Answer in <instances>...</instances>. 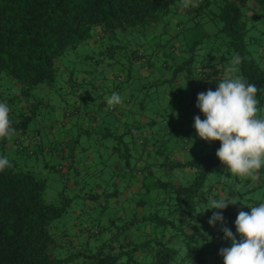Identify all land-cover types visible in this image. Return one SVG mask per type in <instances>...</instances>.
Masks as SVG:
<instances>
[{
    "label": "trees",
    "instance_id": "1",
    "mask_svg": "<svg viewBox=\"0 0 264 264\" xmlns=\"http://www.w3.org/2000/svg\"><path fill=\"white\" fill-rule=\"evenodd\" d=\"M193 2L198 6L184 8L183 0H0V102L8 104L9 118L15 129L10 138L13 146L7 137L0 138V156H7L10 161V166L0 172V264H223L219 250L228 248L225 246L231 242L215 231L204 234L209 226L208 213L221 212L227 218L228 225L223 223L224 226L235 233L234 222L240 211H235L232 205L223 210L204 211L198 204L189 202L198 198L207 203L206 208L210 206V200H204L211 188L205 187L207 174L213 167L225 169L215 155L219 141L208 142L206 152L191 153L183 162H175L169 153L160 152L165 143L151 142L155 148L149 153H153L152 156L163 154L160 161L154 157L160 167L193 169L188 182L154 179L153 185L164 193L154 198L149 196L153 187L148 184L149 176L145 172H135L144 182L141 187L128 191L129 195L126 194L129 187L120 184L119 175L123 178L131 169L130 137L121 140V135L98 134L101 140L95 142L105 147L104 158H112L107 166L104 160L97 162L92 157L94 149L90 150L89 146L75 150L77 145L85 143L80 141L82 135L78 132L67 139L71 141L68 154L64 155L61 148L60 153L56 150L60 163L55 167L48 164L46 157L53 152L51 146L45 145L44 150L38 144L39 139L34 148L26 138L29 123L36 119L37 109L42 105L41 98L33 94L37 86L46 84L62 93L66 88L65 94L75 87L78 102L91 103L96 99L103 104L102 95L93 96L85 78L76 79L79 72L89 71L87 67L82 69L86 66L78 55L82 53L84 62L104 64L100 74L97 73L101 79L104 71L123 74V86L131 91V100L138 96L143 108L150 99L156 100L158 96L162 99L166 93L169 100L163 105L157 102L158 111L163 110L158 114L164 112L171 117L185 115V111L196 104L198 93L212 89L206 79L226 72L233 55L238 54L242 57L239 74L261 90L257 93L258 107H261L264 104V49L258 47L254 55L249 47L257 42L255 36H264V0ZM178 9L186 14L180 20L186 27L197 26L201 21L198 18L204 14L208 19L218 20L219 29L205 32L188 43L182 41L178 49L162 41L159 46L166 54L158 60L156 69V78L162 80L158 84L152 80L142 84L138 79L144 77L134 76L131 66L136 62L141 71L150 72L155 52L141 49L144 42L139 35L155 24H168ZM60 60H63L62 65L58 63ZM166 69L168 73L163 72ZM143 92H150L147 102L140 98ZM87 94H90L89 99L85 98ZM145 126L151 127V124ZM38 130L36 126L28 131H36V134ZM88 130L81 129L86 135L82 136L84 141L89 137ZM183 132H195V129L191 125ZM187 143L188 140L181 143L182 151L192 149ZM173 146L168 147L171 150ZM38 154L42 168L47 172L56 171L60 182L66 183L61 185L59 202L46 201L43 197L46 179L34 170ZM89 156L92 163L88 164ZM31 159L35 161L34 166ZM114 162L121 166L119 173L117 165H111ZM104 166L107 179L101 181L97 172ZM263 174L264 167L258 172L260 179L255 187L264 188ZM71 179L74 184L70 187L75 190L89 185L83 195L79 190L83 204L76 211L74 208L79 221L72 231L65 229L61 222L62 214L67 213L70 206L64 188ZM244 192H238V197L242 199ZM239 198L236 202H240ZM86 199L97 214L104 213L102 225L88 217L80 221L91 208L85 203ZM248 200L254 203L252 206L261 202L258 198ZM243 203L247 206L249 202ZM145 206H149L145 212L135 210ZM155 229L159 236H154Z\"/></svg>",
    "mask_w": 264,
    "mask_h": 264
},
{
    "label": "clouds",
    "instance_id": "2",
    "mask_svg": "<svg viewBox=\"0 0 264 264\" xmlns=\"http://www.w3.org/2000/svg\"><path fill=\"white\" fill-rule=\"evenodd\" d=\"M196 6L193 0H183L184 8ZM241 62L240 55H233L215 91L209 88L197 94L195 107L205 118L201 120L199 115L195 116L192 127L200 140L220 142L215 155L227 173L256 180L259 170L264 167V117L258 116L261 109L257 98L261 90L239 74ZM106 102L111 108L124 101L118 92H113ZM9 113L8 104L0 102V138L15 131ZM9 166L8 157L0 156V172ZM236 203L225 197L214 198L205 210H223ZM249 208L250 212L238 213L234 222L235 233L223 226L221 212H213L208 220L209 226H216L219 222L223 238L231 242L230 247L219 250L223 264H264V202Z\"/></svg>",
    "mask_w": 264,
    "mask_h": 264
},
{
    "label": "rangeland",
    "instance_id": "3",
    "mask_svg": "<svg viewBox=\"0 0 264 264\" xmlns=\"http://www.w3.org/2000/svg\"><path fill=\"white\" fill-rule=\"evenodd\" d=\"M215 9V8H214ZM212 8V10H214ZM215 11V10H214ZM198 20H201L200 22H198L199 24L195 27H191L187 30H185V27L183 28L182 32L184 33L185 38H187L188 41H192L197 37L202 36L203 33H211V32H215L216 30L219 29L220 23L218 22V20L216 19H208L205 17V15H201V17L198 18ZM182 32H180L179 36L181 37L183 34ZM183 35V36H184ZM200 35V36H199ZM257 39V42H255V45H251L249 47L250 51L256 55L257 49L258 47L261 48V50L264 49V36H255ZM192 38V39H191ZM179 44H182L179 42ZM201 52V51H200ZM198 52V53H200ZM85 65L88 66L89 70H92V72H97L100 74V72L102 71V66L100 64V62L98 63H94V62H90V61H86ZM87 69V68H86ZM131 71L132 73L134 72H138L139 76H140V68L136 65H132L131 66ZM169 69L163 70L164 73H168ZM105 73V71H104ZM107 73V72H106ZM138 80H140V83H144L145 80L144 78H139ZM137 80V81H138ZM66 89V88H65ZM65 89L62 92L51 88L50 86H47L46 84H42L40 86H37L34 90H33V94L38 97L41 98L42 100V105L37 109L38 110V114L36 116V119H32L29 123V128L28 130H33L35 129L36 126H38V132L35 134L36 131H26V138L29 141L30 144H33L32 147L35 148V144L38 143V140H41V146H43V149H46L45 145H50L51 146V150L53 151L52 154H47L46 157L48 158V164L55 167L57 165V163H60L58 161L57 158V154L60 153L59 149H63V153L64 155L68 154V151L70 150V144L71 141L67 139H71L73 138L78 132L83 136L86 137L85 133H83V131H81V129L86 128L85 125H82L83 122L79 121L78 124L76 126L77 130H76V126L73 127V130L69 129V126L67 125V127L65 128V124L66 123H71L73 122L75 119V114H73V110L72 107L75 105L74 102H76L77 104H80V112H83L85 110H93L90 102L87 101L86 103H82V102H78V101H74L72 99V97H69V94H65ZM154 91V90H153ZM141 92V91H140ZM161 93V92H160ZM8 94H6L7 96ZM105 98H108L109 96H107L105 93L103 95ZM80 96H77V98H79ZM148 97L151 98L150 92L146 93L143 92L140 94V98H144L146 99V102L148 100ZM96 100V99H95ZM154 99H150V101H152ZM96 102V101H95ZM94 102V103H95ZM163 105V99L160 102ZM65 104H69L66 107H62ZM151 104L147 103L145 104V112L149 109V106ZM156 105V104H155ZM260 108V107H259ZM261 111L258 112V115H264V107L261 106ZM163 110L158 111V113L162 112ZM168 112V111H167ZM62 114H67L66 116L62 115ZM108 115V114H107ZM78 116V115H77ZM76 116V117H77ZM171 116L169 115H165V113H161V115L157 116V122H156V126H159V128H161L162 130H164V132H160L158 133L159 136H157V138H155V141H149L150 142V146L151 148H155V146H153L151 144V142H155V144H160L162 145V143H165L166 145H162L160 152L165 153L167 152V154L172 152V151H182V144L184 142V140H188L187 145H189V147H192L191 150H184L183 154L185 156H189L191 153L195 154V152H201V150H203L204 152H206L208 149L207 147V143L203 140H200L197 136L195 132H183L182 134H177L175 133L173 130L170 133H167L169 127L171 126V123L173 122V120H170ZM64 119H66V123H64ZM100 119V117H99ZM105 119H107V116H105ZM109 119V118H108ZM107 119V120H108ZM180 120V119H179ZM76 121V120H75ZM38 122V124L36 123ZM183 123V127H187L186 124H184L183 121H181ZM61 123V124H58ZM99 124V121H98ZM105 125V128L108 127L110 129V126L107 125V123H104L103 126ZM115 126V125H113ZM81 127V129L79 128ZM99 127V126H98ZM105 128L101 127V130H104ZM159 128H155V130L159 129ZM100 130V129H99ZM117 130L116 135H121V140H126L129 137L136 139L139 136L138 132L140 131V128H137L136 130H131L128 132V130L122 131L121 127L116 126L115 132ZM89 137L86 141H84V138L79 137L81 142H85L82 145H77L75 148V150L77 151V149H80L81 146H89V149L93 150V154L92 157L97 161L98 159H102L105 161L106 165H110L112 158H104L105 156V147H102L98 145V142L100 139V136L98 134H101L103 132L98 131V129L96 128L95 132H97V134L94 132L93 128H89ZM65 132V135H64ZM162 133V134H161ZM96 135V136H95ZM9 140V142L11 143V145L13 146V133L10 134L7 137ZM107 140V139H106ZM96 141V142H95ZM109 143H112L111 140L109 141ZM108 143V144H109ZM107 144V143H106ZM174 144V146H173ZM98 145V146H97ZM103 145V144H102ZM172 145V149L170 150V148L168 146ZM56 150L58 153H56ZM97 151L98 154H96L95 152ZM152 151V150H151ZM75 153V152H74ZM95 153V154H94ZM44 156L45 153L43 152ZM77 154V153H76ZM153 155V153H150L151 157ZM163 154H160L158 156H152L157 157V160H161L162 158H160ZM37 161L38 164L36 166H34V159L32 160V166H34V170H36L37 173H39V176L44 177L46 179V187L43 193V197L46 201H52V202H59V193L62 189L61 185L66 184L65 182L62 181V183L60 182V180L58 179V174L56 171L52 170L50 172H47L46 168H42L41 166V156L38 154L37 156ZM65 158V156H64ZM79 160V158H77ZM61 161V160H60ZM66 161V159H65ZM95 161V162H96ZM98 162V161H97ZM63 165V164H62ZM113 165V164H111ZM129 165L131 168H133V161L130 160L129 161ZM160 165L157 166V169L160 171ZM113 167V166H112ZM107 167L104 166L102 168V172H101V176L99 177L101 179V181H105L107 179V171H106ZM175 172H178L176 169H174ZM117 173H119V171H117ZM156 177L154 179H159L162 181H166L167 180V176L163 175L162 173H160L159 175H155ZM178 176H181V173H178ZM262 178H264V174L261 175ZM119 178L120 175H119ZM138 176L136 175L135 179H137ZM181 180L182 182H186L185 181V176H181ZM134 179V178H133ZM149 179V178H148ZM150 179L152 180L153 177H150ZM251 179V178H248ZM248 179H243V178H238V177H234L231 174L227 173L225 171V169H222L220 167H213L209 173L207 174V179L205 181V187H211L210 188V193L211 194H215L217 195L218 199L223 197L224 194H227L228 192H230V190L227 189H231V187L236 188V190H239V187L243 188V190H245V192L243 193V197L241 200L243 201H248L249 198H258L261 202H264V188L263 187H254L255 185L251 182V185L248 186L250 187L249 190L244 189L245 185L244 182L245 180ZM260 178L257 176L256 181H258ZM71 185H67V187L64 188V191L66 192L67 197L70 198V206L67 208V213H63L61 216V222L62 225L64 226L65 229L67 230H73L75 227L74 225L77 224L78 220V216L75 215V211L78 210L80 207H82L83 201L81 199V197L78 196L79 190H82L81 194L83 195V191H88L89 185L82 187L81 189H77L75 190L74 188L70 187ZM150 187H153L150 189V193L149 196H152L154 198H160L164 193L162 192L161 189L157 188L155 185H150ZM222 187H224V190L222 189ZM252 187H254L252 189ZM101 189L107 188V187H100ZM216 189V190H215ZM80 194V195H81ZM85 196V195H84ZM90 200L86 199L85 203H89ZM190 203H196L198 204V206H200L203 210H205L206 208V202L203 200H200L198 198H193L189 200ZM90 205V210L85 213L80 219V221L85 220L87 217V219L92 220L94 219V222L96 223V221L98 220V222H100V224H103V221L105 219L104 213L97 214V210L95 209V207L93 206V204L89 203ZM88 205V206H89ZM75 208V211H74ZM141 207L135 208V210L138 211H142L145 212L147 209H149V206L147 208V206L143 207L142 209H140ZM206 211V210H205ZM98 215V216H97ZM212 214L208 213V219L207 222L209 220V218L211 217ZM97 217V218H96ZM224 217V216H223ZM225 221L224 223H227V218L226 216L224 217ZM94 223V224H95ZM219 222L216 224L217 226H219ZM78 227V224L77 226Z\"/></svg>",
    "mask_w": 264,
    "mask_h": 264
},
{
    "label": "crops",
    "instance_id": "4",
    "mask_svg": "<svg viewBox=\"0 0 264 264\" xmlns=\"http://www.w3.org/2000/svg\"><path fill=\"white\" fill-rule=\"evenodd\" d=\"M186 14H184L181 10H177V13L175 14V16L170 17L169 18V22L168 24H155L153 25L151 28H148L143 34V35H139L142 36L140 37L142 39V43L144 42V44L142 45L143 50H145L147 53L148 52H152L154 51V57L153 58V62H152V66L150 68V72L145 73L143 71L140 70V74L142 77H144L145 82L146 81H150L152 80L155 84L160 83V81L162 80L161 77H157V73H156V69L158 67V60L160 61V59L163 58V56L166 54V50H164V48H160L159 44H161L162 41H164L165 45L167 46H171L174 49H178L179 46H181L180 43H182V41L184 42H190L187 40V38H185L186 35H184V33L182 32L183 28L185 27V30L189 29L188 27H186L185 23H180V20L183 16H185ZM178 27V28H177ZM187 28V29H186ZM180 32H182L181 37L179 36ZM204 34V33H203ZM202 34V35H203ZM200 36V35H199ZM192 39V38H191ZM196 39V38H195ZM131 49H134V46L131 45L130 47ZM166 48V47H165ZM142 50V51H143ZM200 52V51H199ZM83 54V53H82ZM82 54L80 57V61H82V63H85L83 61L82 58ZM201 55V52L199 53L198 56ZM202 61H206V58H202ZM63 60H60L58 63L60 65H62ZM135 65L139 66L136 62H134ZM203 66H205V64H203ZM207 66V65H206ZM63 67V66H62ZM84 67L88 68V66H83L82 69H84ZM65 69L69 68V67H64ZM140 68V67H139ZM102 69V68H101ZM223 73H225V71H221V73H219L218 75H221ZM104 73V72H103ZM134 76L138 75V72H134L133 73ZM215 76V77H209L206 79V84L210 85L212 87V90L215 91L216 87H217V83L219 82V80L223 77V76ZM81 78H85V80L87 81L86 87L90 88L93 92V96H97L99 97L100 95H102V102L103 104H99V100H95L94 102H91L89 105L93 106L92 109L93 110H85L83 112H80V104H77L76 102L75 105L72 107L73 110V114H75V120L71 123H66V119H64V123L65 124V128L67 127V125L69 126L70 130H73V127L76 126L78 124L79 121L83 122L82 125H85L86 128H93L94 131L96 130V128L98 129L99 133L100 131L103 133H111V134H116L117 130L115 132L116 126L121 127L122 131L128 130H134L137 126L140 128V131L138 132L139 136L136 139L130 138V146L132 147V151L130 154L131 160L133 161V168H129V171H126L122 176H120L121 178L120 181L123 185H125L126 187H129L126 194L129 195L128 191H132L135 190V187H141V184H143L144 180L140 178L137 179H133V174L137 175L139 171H142L146 176H149V185H153L154 182V178L156 177L155 175H159L160 173H162L163 175H166L168 178L167 180H171L175 183H181L182 182V178L181 176H185V181L188 182V180L192 177L193 175V169L187 168V167H176V170L178 172H175L174 169L171 168H165V167H161L160 171L157 169V166L159 165L156 161L155 158L153 157H149L150 156V151L152 150L149 141H154L155 138H157L159 131L160 132H164V130H162L161 128H159V126H156V122H157V116H159L158 114V108L160 107V105H158L157 102H161L163 99V103H165L167 100H169V97L167 96V94L165 93L164 96H162V99L156 98V100H152L151 102H149L151 105L149 106V109L144 112V108L141 106V104L138 102L139 101V97L138 96H134L133 100H131V91H129V89L125 86H123V81H124V77L123 74H120L118 72H105L103 74V78L101 79L100 76H97V72H91L90 70L86 73L83 74L82 72H79L76 75V79L79 80ZM159 86V85H158ZM71 89V92H69ZM67 91V95L68 92L69 97H72V99L74 101L76 100V93H77V89L75 87L73 88H69ZM113 92H118L121 97L123 98V103L120 105H115L111 108H109V106L107 105V98H105L103 95L104 93L107 96H111V94ZM165 92V90H164ZM89 95L87 94L85 95L86 99H89ZM84 95H82L83 97ZM101 102V103H102ZM156 104V105H155ZM69 104H65L62 107H66ZM195 103L192 104V106H190L186 111H185V115L183 114H179L178 117H171L170 120L173 122L171 123V126L169 127L167 133L172 132V130L177 133V134H182L183 130L185 128L190 127L191 125H193V118L197 115L200 116L201 120H203L205 117L204 115L200 112V110L198 108L195 107ZM264 107V104L262 105ZM261 108V107H260ZM108 114V115H107ZM64 116H66L65 114H62ZM105 116H107V119H105ZM100 117V119H99ZM180 119V120H179ZM99 121V124H98ZM183 121L184 124H186L187 127H183V123L181 122ZM104 123H107L108 126H110V129L108 127L105 128V125L103 126ZM146 123H150L151 127H147L145 126ZM61 124V123H58ZM115 125V126H113ZM99 126V127H98ZM76 126V130H77ZM101 127L105 128L104 130H101ZM81 129V127H79ZM155 128H159L157 130H155ZM100 129V130H99ZM161 133V134H162ZM65 135V132H64ZM155 136V138H154ZM108 143V142H107ZM98 145H102V143H98ZM184 151H172L170 153L171 155V159H173V161L175 162H183L185 159L188 158V156H185L183 154ZM89 158H91L90 156L87 157V162L92 163V160H89ZM80 162V161H79ZM80 165V164H79ZM117 167L119 166L116 162L113 163V166ZM119 168V167H118ZM117 171L121 170V166ZM101 170L98 173V176L100 177L101 174ZM137 174H136V173ZM108 173V172H107ZM140 173V172H139ZM152 173V174H151ZM178 173H181V176H178ZM151 175L153 176V179L151 180L150 177ZM258 176V174H257ZM72 176H70L71 178ZM119 181V182H120ZM74 180L71 179V181H69V185L72 186ZM251 182L255 185L257 183L256 180H252V179H248L245 180L244 184L245 187L244 189L249 190L251 185ZM255 187V186H254ZM253 188V187H252ZM222 189L224 190V187H222ZM216 190V189H215ZM230 190V192H228L227 194H224L223 197L228 198L230 200H234L236 202V198L238 197V192H242L245 191L243 190V188L239 187V190H236L235 186L231 187V189H227ZM205 195V194H204ZM214 197H216L215 199H218L217 195H215ZM213 195L209 192L208 193V197L204 200H211L214 199ZM240 199V202H237L236 204H229L234 206V210L239 212V211H246V212H250V208L249 206H252L250 200H248L247 202H249L247 204V206H244L243 200ZM228 205V206H229ZM224 217H223V221H224ZM224 226V224H223ZM150 229L152 227V225L149 224L148 226ZM222 227L221 224H219V226L213 227V226H208L205 229V233L204 234H209L212 231H215L217 234H221V236L223 235V233L220 231V228ZM150 231V230H149ZM160 233H158V231L155 229V233L154 236H159ZM223 237V236H222ZM221 237V239H222ZM230 245L225 246V247H230Z\"/></svg>",
    "mask_w": 264,
    "mask_h": 264
}]
</instances>
